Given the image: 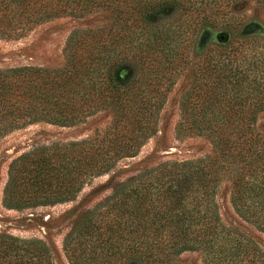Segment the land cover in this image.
<instances>
[{
	"label": "trees",
	"instance_id": "obj_1",
	"mask_svg": "<svg viewBox=\"0 0 264 264\" xmlns=\"http://www.w3.org/2000/svg\"><path fill=\"white\" fill-rule=\"evenodd\" d=\"M250 4L262 23L245 24L239 45L208 47L232 31L231 10ZM100 11L107 24L70 33L60 67L0 69V140L40 122L71 128L107 119L85 139L42 145L13 160L4 207L73 202L92 180L136 157L158 132L169 70L188 64L197 33L192 86L175 132L203 137L210 152L156 162L155 148L123 177L114 173L109 193L77 216L64 239L66 257L69 264H180L176 258L191 251L203 264H264L262 245L227 227L216 204L226 181L236 214L264 234V127H257L264 113V0H0V40ZM164 14L174 16L157 23ZM130 61L140 67L131 79L124 70ZM38 246L0 236V264H48Z\"/></svg>",
	"mask_w": 264,
	"mask_h": 264
},
{
	"label": "rangeland",
	"instance_id": "obj_2",
	"mask_svg": "<svg viewBox=\"0 0 264 264\" xmlns=\"http://www.w3.org/2000/svg\"><path fill=\"white\" fill-rule=\"evenodd\" d=\"M260 15L254 4L242 5L234 11L231 10L230 16L234 26L228 33V40L233 46L239 45L242 41L240 37L245 24L250 21L262 23ZM173 16L174 14L160 15L157 23H167ZM108 19L109 15L101 11L82 16L66 15L36 26L23 38L1 39L0 69L17 66L60 67L64 60L65 42L70 33L104 27ZM214 37L208 41V47L217 42L216 36ZM197 39L196 33L187 54L188 64L177 63L173 69L169 70V76L166 77L172 85L166 93L165 104L159 116L157 134L143 145L136 157L123 161L113 173L98 177L87 184L75 201L24 211L5 208L3 192L8 180L9 166L13 160L33 148L85 139L92 134L95 127H104L107 123L105 117L89 119L87 125L71 128H61L40 122L14 130L2 138L0 140V236H11L22 241H36L42 245L38 247L48 264H69L64 249V239L74 226L77 216L109 193L106 188L114 173L118 178L123 177V169L137 166L155 148L159 151L153 156L156 162L194 160L208 154L211 147L206 139L187 135L178 137L175 132L181 115L180 101L192 86L193 64L197 63L192 64L194 60H197L194 48ZM139 69L138 64L133 61L127 62L124 67L130 79L139 73ZM249 104L251 110L252 103ZM258 116L257 127L262 129L264 113ZM216 204L220 218L227 227L254 237L264 248V234L243 221L231 206L230 185L226 181L222 182L217 191ZM176 260L180 264H203L198 252H184Z\"/></svg>",
	"mask_w": 264,
	"mask_h": 264
},
{
	"label": "water",
	"instance_id": "obj_3",
	"mask_svg": "<svg viewBox=\"0 0 264 264\" xmlns=\"http://www.w3.org/2000/svg\"><path fill=\"white\" fill-rule=\"evenodd\" d=\"M216 39L218 42H226L228 40V36L219 35Z\"/></svg>",
	"mask_w": 264,
	"mask_h": 264
}]
</instances>
